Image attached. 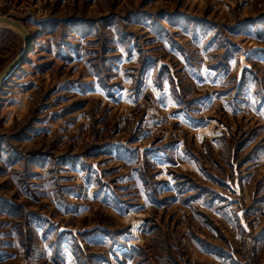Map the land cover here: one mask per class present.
<instances>
[{
	"label": "rangeland",
	"instance_id": "1",
	"mask_svg": "<svg viewBox=\"0 0 264 264\" xmlns=\"http://www.w3.org/2000/svg\"><path fill=\"white\" fill-rule=\"evenodd\" d=\"M0 16V264H264V0Z\"/></svg>",
	"mask_w": 264,
	"mask_h": 264
},
{
	"label": "water",
	"instance_id": "2",
	"mask_svg": "<svg viewBox=\"0 0 264 264\" xmlns=\"http://www.w3.org/2000/svg\"><path fill=\"white\" fill-rule=\"evenodd\" d=\"M0 25H9L21 32L25 39V46L21 54L2 72H0V88L14 75L17 69L25 62L32 47V36L25 26L18 20L8 16H0Z\"/></svg>",
	"mask_w": 264,
	"mask_h": 264
}]
</instances>
